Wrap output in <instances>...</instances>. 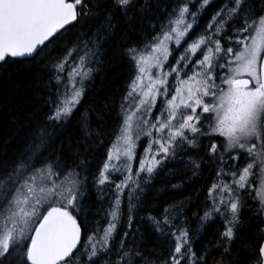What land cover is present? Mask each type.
Masks as SVG:
<instances>
[{
	"label": "snow or ice",
	"instance_id": "obj_1",
	"mask_svg": "<svg viewBox=\"0 0 264 264\" xmlns=\"http://www.w3.org/2000/svg\"><path fill=\"white\" fill-rule=\"evenodd\" d=\"M0 131V264H264V0H0ZM165 174L207 185L195 229L142 199Z\"/></svg>",
	"mask_w": 264,
	"mask_h": 264
},
{
	"label": "trees",
	"instance_id": "obj_2",
	"mask_svg": "<svg viewBox=\"0 0 264 264\" xmlns=\"http://www.w3.org/2000/svg\"><path fill=\"white\" fill-rule=\"evenodd\" d=\"M217 5H221L223 0H215ZM205 23L204 20H201V25ZM75 31H79L76 29L73 33H70L67 39L68 43H71L72 36ZM63 53H56L55 55H62ZM175 54V53H174ZM104 66L101 71L96 74L95 79V89H94V98L98 101L107 102L110 106L115 108L116 112L120 111V103L122 102V96L124 95V87L128 78V74L130 73V69L114 55L109 53L106 56H103ZM171 60V58H170ZM28 72L27 70L22 71L20 73V79L22 81H27ZM117 127V122L110 121L109 122V131H112ZM5 133L0 131V137H4ZM141 148L139 147V150ZM103 159V150L97 154L96 162L99 163ZM178 171H183L182 166L177 165ZM207 183H211V179L209 178V174L206 171L201 178ZM178 177H168L167 174L157 177L152 181V187L148 188L142 197L146 201V203L150 204L152 207L160 209L161 206L163 208H168L170 205L179 204L183 202L184 207L182 208V213L186 214L191 224L192 228H196V218L193 216V212L199 211V208L195 205L197 201L203 203L204 201V191L206 188V184L201 183L199 180L193 179L188 183H185L184 187L188 188L187 192L179 193L178 189H174L170 187L171 184L180 183ZM189 184L192 186L189 187ZM194 193H199L200 195H194ZM107 197H105V201ZM256 205H253L255 207ZM108 207L107 203L104 201L96 202L92 205L94 216L91 218L93 221L99 220L100 223L104 224V210ZM191 209V211H189ZM137 209H132V215L136 216ZM202 214V213H201ZM140 215H144L143 212H140ZM128 216V210L125 208L123 212L124 220H122L121 224L118 226L120 229H125V221ZM134 225L140 226L138 219L133 220ZM126 230V229H125ZM143 230V228H141ZM207 235H205L201 239V243L207 242Z\"/></svg>",
	"mask_w": 264,
	"mask_h": 264
},
{
	"label": "rangeland",
	"instance_id": "obj_3",
	"mask_svg": "<svg viewBox=\"0 0 264 264\" xmlns=\"http://www.w3.org/2000/svg\"><path fill=\"white\" fill-rule=\"evenodd\" d=\"M151 71L153 72V74L155 75L156 73V69H151ZM165 71H167V67H165ZM171 78H169V83L171 84ZM131 103V106L134 108L135 107V102H130ZM161 107V100L160 99H157L156 100V109H159ZM152 117H156L158 115V112L154 109L153 112H152ZM139 113H135L133 115V120L131 121L132 123V134H133V139L134 140H137V137H138V148H137V151H136V155L137 157L139 158V156L142 155V152H141V149L142 147L145 145V142L147 140V137H145L143 135V132L147 130V128L140 124L139 122ZM139 147L141 148L139 150ZM135 164L133 165V171H135Z\"/></svg>",
	"mask_w": 264,
	"mask_h": 264
}]
</instances>
